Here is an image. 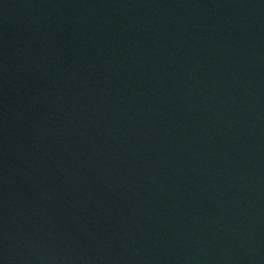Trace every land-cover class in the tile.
Listing matches in <instances>:
<instances>
[{
    "label": "water",
    "instance_id": "obj_1",
    "mask_svg": "<svg viewBox=\"0 0 264 264\" xmlns=\"http://www.w3.org/2000/svg\"><path fill=\"white\" fill-rule=\"evenodd\" d=\"M264 84V0H222Z\"/></svg>",
    "mask_w": 264,
    "mask_h": 264
}]
</instances>
